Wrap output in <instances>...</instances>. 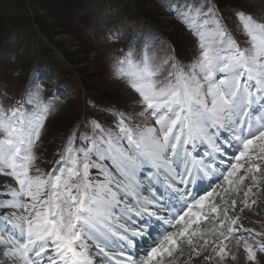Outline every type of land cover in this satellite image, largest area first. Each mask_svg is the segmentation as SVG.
<instances>
[{
	"label": "snow or ice",
	"instance_id": "obj_1",
	"mask_svg": "<svg viewBox=\"0 0 264 264\" xmlns=\"http://www.w3.org/2000/svg\"><path fill=\"white\" fill-rule=\"evenodd\" d=\"M207 7L196 0L182 7L177 5L178 17L197 39L199 54L190 64L173 60L164 75L167 59L158 64L147 55L136 59L130 51L115 61L114 74L140 98L143 110L138 115H150L154 124L130 125L123 113H116L118 131H105L95 122L94 129L100 135L90 138L81 134L80 146L75 144L74 131L56 166L47 173L36 169L38 174L32 175L34 148L53 105L45 103L39 92L31 91L16 106L0 103V173L13 177L18 185L7 193L10 199L0 201V208L16 210L0 216V222L5 223L3 231L9 235V239H0V244L6 245L0 254L11 264H44L45 256L47 264H94L89 241L107 256L105 246L113 237L126 238L120 230H128L119 221L134 211L127 200L137 196L138 171L151 165L167 174L179 159L180 149L185 145L195 147L197 142L207 141L219 152L215 138L222 129L237 133L234 140L241 147L224 174L227 187L222 192L206 191L199 198L198 192L181 195L170 205L175 211H170L167 219L155 211L149 213L145 207L149 219L156 217L173 230L149 224L148 234L155 231L159 242L150 249L142 246L134 256L142 257L141 264H175L173 257L183 246L191 247L199 256L201 250L210 246L209 237L219 238L218 243L212 240L211 246L221 261L229 256L226 242L236 235L238 218L230 217L228 207H222L228 204L225 196L237 191L247 178L252 184L244 193L245 198L253 187L264 186V175H257L264 168V117L255 123L249 121L247 128L239 121L242 111L247 117V113L264 106V23L249 14L237 13L239 26L247 37V46L241 48L220 18L211 10L205 11ZM84 144H88L87 148ZM93 154L99 161L110 160L122 179L93 161ZM188 154L185 148L184 155ZM91 168L99 169L105 179L90 178ZM241 171L243 175H239ZM231 206L235 210L236 200L231 201ZM244 206H250L247 199ZM117 208L120 215H116ZM135 214L142 215L139 210ZM226 221L229 223L225 227ZM205 223L211 226L205 227ZM161 231L166 232L162 238ZM138 235L140 232L133 233ZM200 240L203 244L196 247ZM241 243L247 260L258 264L257 252H264V244L254 245L238 236L237 246ZM125 259L127 264H136L133 256Z\"/></svg>",
	"mask_w": 264,
	"mask_h": 264
},
{
	"label": "rangeland",
	"instance_id": "obj_2",
	"mask_svg": "<svg viewBox=\"0 0 264 264\" xmlns=\"http://www.w3.org/2000/svg\"><path fill=\"white\" fill-rule=\"evenodd\" d=\"M139 1H141L142 5L144 6L143 8L154 16V19L156 20L155 25L159 28H157L158 35L155 34L154 36H142L141 49L135 47L131 51L133 54H139L138 56H135V58L137 59L141 55L142 57L147 55L158 64H163L167 59L168 64H164V75L167 74L171 62L175 60L174 58H179L181 55V59L184 61L183 64H190L194 60V58L198 56L199 49L197 47L196 37L188 29L182 19L176 22L178 23V27L181 29L180 32L177 33L173 29L171 30L170 28H168V21H166L161 13L163 11L162 7L158 6L156 0ZM207 1L209 0H201L203 5L206 4L208 6L207 8H205V11L211 10L212 12H214L216 16L220 18L221 23L223 25L226 24V29L231 34V36L233 37V35L235 34L236 36L240 37L242 43H244L246 47L247 37L243 34L239 26L237 16V13H240L242 11H232L228 19H237V21L234 25H230L228 24L227 20L220 15L217 4L214 1H210L209 5ZM244 3L247 6V11H250L252 14H250V12L242 13L249 14L252 17L258 16L260 17V19L264 20V0H245ZM14 9V6L8 4L7 10ZM111 29L112 27H110L108 31L107 29L100 30L95 34H92L91 38H89V36L87 37L86 35V50L89 51L87 55L81 52L82 47L81 49H78L81 45H78L76 37L72 34L61 33L57 30H54L50 34L53 42L59 44L61 48L66 50L68 54L74 52V55L71 56V58H79L78 62H76L77 67L81 69L84 76L88 77V79L91 80V82L89 83V87H91L92 89L93 99H86L87 101H84V103L83 99L80 100L79 98L82 90L79 83V78H77L75 75L73 78L70 74H67V70L64 73L62 71H59V73L64 75H60L57 77L56 74L54 75L49 68L40 69L39 67H37L38 65H34L35 63L31 62V60H28L24 55H15L11 57V61H9L6 56L0 58V103L4 104L5 107L14 106L18 101L25 100L26 93L31 91L39 92L41 98L45 103L51 102V104L53 105V108L49 111L48 116L45 119L44 126L41 130V134L44 136L43 146L41 150L42 153H49L50 149L55 145V143L60 142L61 139L59 138L58 128H62L66 122L70 121V119L71 122H75L70 131L71 133L75 131L76 137L79 138L81 134H84L90 138H96L100 133L99 130L94 129L95 122L102 124V128L104 129L105 122H112L110 130L113 132L118 131L116 125L119 117L115 115L117 113L115 109L120 110L126 117L129 110H141V108H139V106L137 105L139 104L140 99L138 94L134 90H132L124 80L117 78V76L114 74L113 66L115 64V61L125 56L126 54L123 50H116L115 41L109 34ZM160 32H166L171 37H173V35H176L178 37L179 35L182 39V42H178L174 38H172L171 40H163V35ZM107 40L109 41L105 45V41ZM237 43L239 44V42ZM133 44H135V42ZM239 46L241 47V45ZM147 50L148 53L145 52ZM51 61L55 60L52 59ZM57 61L64 69L69 67L61 57H59ZM41 70L52 74V80L50 83L54 82V78H57L60 81L66 83L67 87L63 90L64 92L62 96H60L59 98H55V96L47 97L46 95H43L44 90L39 86V83L44 87V89H46V91L44 92H47L50 89L49 84H41ZM71 92L74 93L71 95ZM109 105H113L115 107H110ZM27 107L31 108V106ZM138 114L139 112L137 111L136 114L133 113L130 116V122H128L130 125H135L137 124V122L141 121V119L138 117ZM255 116L257 117L258 114H255ZM52 127H54V130H50ZM67 141L68 138L66 139L65 143L62 146V149L59 152V157L63 153ZM89 142H91V140H89ZM41 144L42 138L40 136V139L35 147H38ZM75 144L77 146L76 141ZM40 163V166H36L34 163V165L32 166L31 174L37 175L38 173L36 169H40L41 167H45V171L40 172L47 173V168L50 166V164H53H46L43 160L40 161ZM260 175H264V168H262ZM1 180L8 181L9 188L5 190L6 195H2L0 197H7L9 199L11 197L7 195V193L10 189L17 188L16 181L9 175L8 177H1L0 181ZM1 183L2 185L4 184L3 182ZM261 184L264 185V180L261 181ZM246 191L247 189H245L244 192ZM239 198L240 199L236 203L235 210L232 209L231 214L229 215L232 218H238L237 224L234 226L237 229V233L236 235L230 237V239L226 242L227 251L230 253L229 256L221 261L220 258L216 255V252L212 250L211 246L212 240H216L218 243L219 238L209 237L211 248L209 246L210 255L208 256L213 257V259L207 261L204 260L203 264H255V262L247 260L246 253L243 250V243L237 246L236 239L238 236H243L244 239H247L249 243H252L254 245L264 244V236L257 235L258 233H264V186H261L259 188L253 187L252 192L247 198H245V196L243 195H240ZM252 198L253 200H251ZM245 199H247V202L250 205L249 207L244 206ZM252 201H255V203H252ZM228 206L231 205L228 204ZM2 209L3 208H0V210ZM240 212H242L244 215H242ZM221 218H223L222 214ZM228 223L229 222L226 221V224ZM244 229L251 231H243ZM216 251H219L218 247ZM193 254L191 253L192 258H188L190 261L194 262V264H198L197 261H195V259L198 257H194ZM232 256H235V259H233ZM257 261L258 264H264V252H257Z\"/></svg>",
	"mask_w": 264,
	"mask_h": 264
},
{
	"label": "trees",
	"instance_id": "obj_3",
	"mask_svg": "<svg viewBox=\"0 0 264 264\" xmlns=\"http://www.w3.org/2000/svg\"><path fill=\"white\" fill-rule=\"evenodd\" d=\"M220 1L242 5V0ZM8 4L15 9L7 10ZM139 7L137 0H0V55L7 56L19 51L28 60L38 62L44 58L54 68L61 70L62 66L57 61L58 51L71 64L81 84L89 92L90 79L77 67L79 58L72 59L74 52L68 54L59 44L53 42L50 34L54 30L72 34L78 45H81L78 49L82 47L81 52L87 53L86 35L98 29L105 20L128 26L131 17L137 18L142 13L145 24L150 26L155 21L153 15ZM178 42H182V39ZM49 46L54 49L51 50ZM52 59L55 61H51ZM67 70L71 72L70 69Z\"/></svg>",
	"mask_w": 264,
	"mask_h": 264
},
{
	"label": "bare ground",
	"instance_id": "obj_4",
	"mask_svg": "<svg viewBox=\"0 0 264 264\" xmlns=\"http://www.w3.org/2000/svg\"><path fill=\"white\" fill-rule=\"evenodd\" d=\"M263 107L264 106H262L261 108H263ZM137 111L139 113L141 112V110H137ZM242 113H245V112L242 111ZM255 113L249 112V113H247V117H246V113H245V119H244L243 123H244V125L246 127L248 126V122L249 121H251L252 123H255L257 121V120H255L253 118V114H255ZM262 117H264V115H261L260 118H262ZM144 122L150 123L147 120H142V121L137 122V124L138 123L139 124H143ZM154 123H155V121H154ZM238 124H240V122H238ZM220 134H222V133H220ZM229 141H231V144H226V146L224 147L223 155H224L225 159L223 157H221L220 155H217V154L211 152L210 157H211V159L213 161H215L214 162L215 167H214V169H212L213 178L210 181L209 186L207 187V189H203V190L201 189L198 195H200V194H202L205 191L210 190V189H216L218 192H222L223 188L227 187V185L224 183V174L231 167V163L235 162V155L238 154V152L241 150V147L236 146L238 142L235 141L233 137H230ZM190 146H192V145H190ZM195 147H199V149H203V148H205V143L197 142V145ZM190 150H192L191 147H190ZM179 156H182L184 159H186L189 156V154L187 156H185L184 155V150L180 149V155ZM194 161H195L196 165H199L202 162L199 159H195ZM220 162H224L225 165L224 166H220ZM179 165H180V163H174L173 166H172V171L167 173V174H164L163 170L160 171V173L162 175H164V176H166L168 178L170 184H173L175 182V179H174V177H172V175L174 174L175 170H178V166ZM209 167H210V165H209ZM219 168H220L219 173L215 174L216 170L219 169ZM153 169H154V167H152L151 165H146L144 167V171H138L140 176L147 177L146 182H152V186H154V184H155V182H153L154 175H155V174H152ZM109 171L112 172L110 169H109ZM208 172L209 171L206 169V174L207 175L209 174ZM113 175H114V173H113ZM239 175H243V171H241L239 173ZM257 175H260V173H258ZM156 177H158V176H156ZM116 178L117 179H122V177H119V176L116 177ZM251 184H252V182L250 181L249 178H247V179H245L243 184H241L239 186L237 191L232 192L230 195L226 194L225 198L227 199L229 205L231 204L232 200H236V203H237L239 201V199H240L239 196L240 195L244 196L245 189H248L251 186ZM1 185H2V183H0V189H1ZM145 193L148 195V198L145 195H143V194L137 195L136 197H130L129 198V201H130L129 205L132 206L134 210H139L140 212H142L141 217L137 218L135 216L133 219H129V214H128L127 216L124 217V219H122L121 222H119V223L125 224V226H126L128 231H127V233H125L124 230L121 229L120 230V234L126 235L128 240H132V239L136 238V236H133V233H135V232L132 229L141 227L140 226V223H141V219L140 218L148 217V215L144 213V208L145 207H147V209L149 211L150 210H154L155 208L157 210H159L158 212L161 211V203L158 200L154 199L152 196H150L147 191H145ZM180 196H181V194H175V197L180 198ZM122 199H124V197H122ZM4 200H6V199L3 198V197L2 198L0 197V201H4ZM7 200H8V198H7ZM216 200H217V203L220 202V198L219 197H217ZM137 201H139V203ZM147 201H152V203L151 204H146ZM224 206L228 207V204L227 205H222V207H224ZM121 207H123V206L121 205ZM13 211H16V210L12 209V210H9L8 212L5 211L3 213V215L10 214ZM230 214H231V212H230ZM116 215H120V209L119 208L116 209ZM204 226L205 227H209V224L205 223ZM226 226L227 225H225V227ZM140 230H142V229L140 228ZM0 239H2V238L0 237ZM202 242H203V240H200L198 242V244L195 245V246L198 247L199 244H203ZM89 244L91 246L90 256L94 260V264H105L102 261V259H105V254L100 253L99 250L96 251V249L93 248L94 244H93L92 241H89ZM3 246H5V245H3ZM105 247L109 248L111 250H116V249L121 250L123 252V256L121 255L119 257L122 258L123 260L126 258L125 257V252L123 250V247L121 246L120 242L117 241L114 237L112 238V242L110 244L106 245ZM210 248H211V246H210ZM191 253L193 254V252L191 250V247H189L187 245L183 246L182 249L179 250L175 254V256L173 257V260H174L175 264H194V262L190 261L189 258H188V255H191ZM144 255H146V253H144ZM208 255H210L209 247L206 248V249L201 250V254L199 256L195 255L196 257H198V258L195 259V261H197L198 264H203V261L205 260L204 257L208 256ZM4 264H11V262L10 261H5ZM136 264H141V262H139V263L137 262Z\"/></svg>",
	"mask_w": 264,
	"mask_h": 264
}]
</instances>
